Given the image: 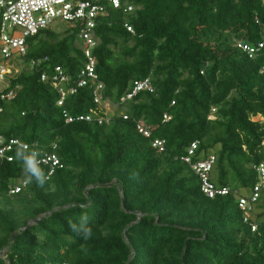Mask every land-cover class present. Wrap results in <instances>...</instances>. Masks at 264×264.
<instances>
[{
  "label": "trees",
  "instance_id": "trees-1",
  "mask_svg": "<svg viewBox=\"0 0 264 264\" xmlns=\"http://www.w3.org/2000/svg\"><path fill=\"white\" fill-rule=\"evenodd\" d=\"M133 1L134 11L109 8L96 27L102 102L89 81L60 106L42 80L56 66L77 79L85 64L77 28L40 31L26 55L4 58L0 46V64L19 61L0 93V134L62 163L51 175L40 163L43 186L25 181L16 147L0 163V264H264V194L257 232L239 206L264 161V51L250 57L237 44L264 42V0ZM147 78L153 90L123 100ZM193 142L192 162L214 154L211 180L229 193L203 192L183 159ZM85 214L89 239L69 227Z\"/></svg>",
  "mask_w": 264,
  "mask_h": 264
},
{
  "label": "built area",
  "instance_id": "built-area-1",
  "mask_svg": "<svg viewBox=\"0 0 264 264\" xmlns=\"http://www.w3.org/2000/svg\"><path fill=\"white\" fill-rule=\"evenodd\" d=\"M109 8L123 9L125 12H132L136 9L133 0H0V46L4 58L15 54L26 55L28 51L27 39L37 35L40 31L50 28L58 22L75 27L79 31V37L83 43L85 64L80 68L77 79L73 81L71 76L66 73L63 67L56 66L52 73H43L42 80L51 82L59 94L58 105L62 106L69 94L75 93L78 88L84 87L89 81L96 82L95 89L96 102H102L100 90L103 88L102 83H98V74L96 71L97 59L93 55V49L96 47L98 40L96 37V27L100 18L108 14ZM128 31L135 33L130 24H125ZM238 47L246 52L250 57L256 56L260 51H264V42L258 45L238 42ZM49 58L33 59L31 66H37L41 61H47ZM16 68L9 62L0 64V93L8 85V78L13 76ZM264 71V68H263ZM11 89L7 94L2 93V98H13L16 92ZM143 90H153L150 78L137 80L131 93L123 100L131 99L138 92ZM2 108H0V112ZM67 116V121L74 120L72 116ZM91 119V116H80L78 119ZM213 118V116H210ZM106 117V121H108ZM171 116L164 115V120L169 121ZM139 131L146 137L151 136V129L144 123L138 124ZM16 141L24 142L19 138L8 140L0 134V163L5 160L13 161L14 156L9 155L16 145ZM29 145V144H28ZM199 142H193L189 149V156L183 159L189 163L202 181V190L208 197H215L218 194H227L228 187H217L211 180V173L216 161L214 154L208 158L192 162V157L197 150ZM154 146L164 149V141L156 139ZM23 148V145L20 146ZM40 163L49 165V175L53 174L58 166L62 167L60 158L56 153H47L39 159ZM258 180L251 189L249 194L239 195V206L244 212V221L252 226V231H258V224L253 220L254 211L257 209L259 200L264 194V161L256 166ZM26 183H23L25 185ZM22 186L17 185L11 189L12 193H17ZM67 264V263H62Z\"/></svg>",
  "mask_w": 264,
  "mask_h": 264
},
{
  "label": "clouds",
  "instance_id": "clouds-1",
  "mask_svg": "<svg viewBox=\"0 0 264 264\" xmlns=\"http://www.w3.org/2000/svg\"><path fill=\"white\" fill-rule=\"evenodd\" d=\"M17 147L15 150V159L20 165L21 172L27 183L35 182L39 186H43L48 179L45 171L40 167L38 159L40 153L36 150H30V146L20 141L15 142ZM23 145V151H21ZM88 216L81 215L77 223H70L69 227L72 231L81 235L84 239H89L92 236V230L88 227Z\"/></svg>",
  "mask_w": 264,
  "mask_h": 264
},
{
  "label": "rangeland",
  "instance_id": "rangeland-1",
  "mask_svg": "<svg viewBox=\"0 0 264 264\" xmlns=\"http://www.w3.org/2000/svg\"><path fill=\"white\" fill-rule=\"evenodd\" d=\"M67 25V24H66ZM65 25V26H66ZM54 26H56V24L54 25ZM68 26V25H67ZM16 58H14V60H11L10 62H9V64H13L14 66H15V68H16V70H15V72L13 73V75L15 74V73H17L18 72V70H19V68H18V66H17V63H19V61H16L15 60ZM7 63V62H6ZM107 112L110 114L111 112H113V111H115V108H113V106H111L110 104L108 105L107 104ZM247 194H249L250 193V191H247L246 192Z\"/></svg>",
  "mask_w": 264,
  "mask_h": 264
},
{
  "label": "water",
  "instance_id": "water-1",
  "mask_svg": "<svg viewBox=\"0 0 264 264\" xmlns=\"http://www.w3.org/2000/svg\"><path fill=\"white\" fill-rule=\"evenodd\" d=\"M34 222H39V219H37V220H34Z\"/></svg>",
  "mask_w": 264,
  "mask_h": 264
}]
</instances>
